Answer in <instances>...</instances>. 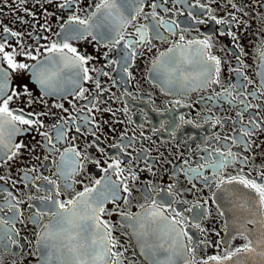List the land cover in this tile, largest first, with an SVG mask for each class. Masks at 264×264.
<instances>
[{"label": "snow or ice", "instance_id": "obj_1", "mask_svg": "<svg viewBox=\"0 0 264 264\" xmlns=\"http://www.w3.org/2000/svg\"><path fill=\"white\" fill-rule=\"evenodd\" d=\"M48 2L51 3L52 0ZM227 2L232 8L242 11L232 3V0H227ZM20 3H26V0H20ZM178 3H185V6L190 9L187 20L195 24L207 23L191 11L197 8L201 10L200 15H203L205 11L208 12V20L214 21L217 25L227 24L230 29L233 22L239 23L238 17L231 12L228 13V18H217L211 15L212 10L201 3V0H195L191 4H187L186 0H93V3L89 5L92 10L86 16L80 14L84 10L81 7V0H58V8L68 13L61 25L60 33L57 34L60 36L59 42L42 44L35 49L25 47L20 42L22 34L4 26L3 34L0 35V161L6 163L13 160L22 148L27 147L22 143L13 142L14 137L19 133L32 129L38 131L44 127L41 117L48 113L35 111L34 105L46 104L45 97L57 96L66 99L71 95L76 100H88L89 103L83 108H86L89 113L94 110L99 111L93 101L98 100L99 96L107 91L102 88L99 77L111 78L110 72L92 66L91 61L94 57L90 54H82L77 47L72 45L71 41L86 40L91 37L105 48H119L123 54L117 60L108 59V54H104L107 60L105 67L115 70L113 66H117L121 79H124L125 74L130 77L129 68L131 61L138 54L137 50L144 48L145 45L152 46L153 41L167 39L161 29L169 35H175L177 29H180L181 33L188 30L181 28V24L176 19H165L160 14V12L172 13ZM169 4L171 7H167ZM146 7L151 11L146 12ZM25 12L32 15L28 9H25ZM141 16L146 23L135 25L134 21ZM130 25L135 28V32L129 33L126 38L125 29ZM49 30L45 28V31ZM220 35L230 37L238 45V37L233 31L222 30ZM12 38H17L15 45ZM213 47V37L210 35H205L203 39L186 41L185 36L181 34L177 42L165 52H161L152 62V68L149 71L155 73L157 82L166 92L176 91L178 94H187L188 91H199L208 89L211 85H220L222 61L213 54ZM240 54H244L242 48ZM20 57H23V60L19 59ZM259 58L261 64L264 65V47L260 50ZM238 63L246 67L239 57ZM242 67L231 69L238 77H242L240 83L229 82L222 92L216 93L215 97L207 98L213 101L223 100L230 107L234 104L242 106L237 115L264 107V101L261 104H253L249 100V96L257 99L258 94L259 97H264V70L257 73L260 78L259 89L249 92L248 86L254 84V81L248 78ZM93 72L96 73L95 77L90 74ZM89 81L94 83L96 89L91 100L86 95L89 89L82 86L83 83ZM65 83H70L72 87L70 89L64 87ZM113 83L115 84V81ZM236 89L239 92L234 95L233 90ZM16 102L23 104L24 107H11ZM69 103L72 102L69 101ZM175 103L180 104L181 102L176 100ZM53 107L61 108L65 113L69 111L64 108L63 104H55ZM72 107L75 108V104H72ZM179 119L185 123H191V121H184L183 116ZM77 120L82 123H76ZM69 122L76 123L78 133H83L84 128L91 125L87 134L95 137V140L88 147L95 148L102 155H108L100 145V137L96 135L99 125L95 123L94 116L69 114L67 117H61V122L55 125L57 142L66 137L65 125ZM165 123L167 122H161L160 129H164ZM216 123L220 121L217 120ZM249 124L252 129L260 127L255 118H250ZM169 128L174 136L179 124L173 119ZM252 129L241 128L240 136L251 137L254 135ZM40 135L48 144H51L50 153L59 151L47 132H40ZM75 139L76 137H73V140ZM123 139L122 136L121 140ZM128 139L127 144L109 145L119 151L116 156H109L103 162L106 167L101 166L99 159L93 161L104 175L95 179L92 186L85 185L80 191L75 190V185L83 182L77 180L76 177L80 175L84 165L89 162L86 149L78 150L73 146L60 152V159L55 162L56 180L42 175L29 176L25 173L23 177L25 186L35 187L37 192L45 193L39 197H29L33 200L38 199L41 205L33 214L32 223L39 224L42 216L49 218V223L45 224L36 236L38 250H41L42 264H123L124 253L120 251L122 245L113 235L115 225L103 218L105 215L112 214L121 217L119 223L121 226H127L148 264H177V259L182 260L183 264H226V262L264 264V170L258 173L259 179L253 178L250 172L244 174L243 167L237 175L224 178L222 173L225 168L237 163L243 166L248 161L247 157L238 159V155L230 148L227 151L217 148L214 153L208 152L205 163L185 170L186 175H190L192 179L199 178L206 188H211L214 184L221 193L218 197L217 192H212L214 202L225 198L234 204L235 209L241 213L236 218L237 235L245 241L242 246L227 251L224 255H210L197 262L194 257L189 259L186 255V253L195 252L196 244L193 243L192 236L185 229L183 212L173 207L175 201L169 199L173 195L172 186H169L166 191L162 190L163 195L157 193L160 196L159 200L149 196V189L146 188L143 194L146 199L150 200V203L140 205L141 211L139 212L129 213L121 210L119 201L123 200L124 204H128V197L132 195L129 181L134 182L138 179L137 173L132 170L131 161L127 162L129 165L127 169L122 168L125 161L120 153L129 155L126 149L131 147V141L134 138L129 137ZM225 139L228 138L225 137ZM232 143L237 144V140L233 138ZM205 151L208 150L205 149ZM47 159L48 157H45V160ZM205 169H211L216 179L205 175ZM125 170L128 172L127 176L124 175ZM29 171L35 172L36 169ZM113 176L119 179L113 180ZM2 179L4 177H0V180ZM37 180H43V183L36 185ZM57 181L63 182V192ZM227 185H239L247 191L241 192L235 187H226ZM72 192L75 194L69 199H61L64 193ZM121 192L127 195L121 196ZM8 197L7 203L0 205V212L7 208L12 215L7 218L0 216V247L19 248L21 244L17 237L20 233L16 229L19 219V208L17 207L19 201L13 203L12 201L16 198L10 192ZM108 202L116 204V207L111 210L107 209L106 203ZM193 207L202 209V211L192 216L193 223L190 226L198 228L204 234L207 230L200 227L199 221L206 215V209H203V205L200 204L193 205ZM185 211L192 212L193 208H187ZM220 215L223 216L224 212ZM248 224L257 226L256 231L252 232L247 229ZM185 238L188 243H185ZM199 243L211 246L212 242L205 236V239ZM219 244L218 241L216 246L219 247Z\"/></svg>", "mask_w": 264, "mask_h": 264}, {"label": "flooded vegetation", "instance_id": "obj_2", "mask_svg": "<svg viewBox=\"0 0 264 264\" xmlns=\"http://www.w3.org/2000/svg\"><path fill=\"white\" fill-rule=\"evenodd\" d=\"M194 2L195 0H186L187 4ZM92 3L93 0H81V7L84 9L80 13L81 16H86L91 12L92 9L89 5ZM201 3L207 5L212 10L211 15H215L217 18H228V13L231 12L238 17L239 23L233 22L230 29L227 24L217 25L214 21L208 20V12L205 11L203 15H200L201 10L197 8L191 9V11L198 14L199 18L206 20L207 23L195 24L187 20L190 9L185 6V3H178L172 13L160 12V14L165 19H176L181 24V28L188 30L181 33V30L177 29L175 35H169L161 29L167 39L153 41L152 46L145 45L144 48L138 49V54L131 61L129 68L131 76L125 74L124 79H121L117 66H113L115 70L105 67L107 60L104 54H108V59L117 60L123 54L119 48H105L102 44H97L91 37L86 40L71 41L72 45L77 47L82 54H90L94 57L91 61L92 66L110 72L111 78L99 77L102 88L107 91H104L98 100L93 101L99 111L94 110L91 113L83 108L89 103L88 100H76L71 95L66 99L57 96L45 97L46 104L34 105L35 111L48 113L41 117L44 127L38 131L32 129L22 132L14 137V143H22L27 147L22 148L19 155L13 160L6 163L0 161V177H4L0 180V205L7 203L9 192L16 198L12 201L13 203L19 201L17 205L19 219L16 229L20 233L17 239L20 240L21 247L11 246L7 249L0 247V264H42L41 250H38L36 236L44 225L49 223V218L42 216L39 224L32 223L31 218L41 205L38 199L33 200L29 197H39L45 193L37 192L35 187L25 186L23 179L25 173L29 176L42 175L56 180L55 162L59 161L60 152L73 146L78 150L86 149L89 154V162L84 165L80 175L76 177L77 180L83 182L75 185V190L80 191L85 185L92 186L95 179L104 175L100 167L93 161L99 159L101 166L106 167L103 162L109 156H116L119 151L109 145L127 144L129 137L134 139L131 141V147L126 149L129 155L120 153L121 158L125 161L122 168L127 169L129 166L127 162L131 161L132 170L137 173L138 179L134 182L129 181L132 195L128 197V204H124L123 200L119 201L121 210L129 213L139 212L141 211L140 205L150 203V200L146 199L143 194L146 188L149 189V196L159 200L160 196L157 193L163 195L162 190L166 191L169 186H172L173 195L169 199L175 201L173 207L183 212L185 229L192 236L193 243L196 244L194 253H186L189 259L194 257L199 262L210 255H224L225 252L245 243L242 237L237 235V230L228 227L225 219V215H228L232 221L236 222L237 216L241 215L239 210L235 209L234 204L225 198L217 199L214 202L215 198H213L212 192L215 191L218 197L221 196L214 184L211 188H206L199 178L192 179L190 175H186L185 170L196 168L197 165L205 163L208 152L214 153L217 148L221 151H227L230 148L233 153L238 155V159L248 158L246 165L241 166L237 163L225 168L222 173L224 178L237 175L240 168L243 167L244 174L250 172L253 178L259 179L258 173L264 170V107L237 115L242 106L234 104L230 107L223 100L207 99L209 96L215 97L216 93L222 92L229 82H241L242 77H238L235 72L231 71L236 67H242L238 63V57L243 61V65H246V67H242L243 72L254 81V84L248 86V91L259 89L260 78L257 73L261 66L259 53L264 47V0H232V3L242 11L232 8L227 0H201ZM57 4L58 0H52L51 3L48 0H26V3H20V0H0V35L3 34V27L7 26L11 30L21 33L20 42L25 47L32 49L53 41L59 42L60 36L57 34L60 33L61 25L68 13L60 10ZM167 7H171V4ZM25 9H28L32 15L25 12ZM145 11L150 12L151 9L146 7ZM140 23H146L143 16L134 21L135 25ZM189 25L191 26L189 27ZM45 28L50 30L45 31ZM222 30L233 31L238 37V45L230 37L221 36ZM134 32L135 28L132 25L128 26L125 29L126 38L129 33ZM181 34L185 36L186 41L203 39L205 35L213 37V54L222 61L220 85H211L208 89L199 91H188L187 94L162 90L160 83L155 78V73L149 70L159 54L177 42ZM37 37L40 39L37 40ZM16 39L12 38L14 45ZM241 48L244 53L242 55L240 54ZM19 59L23 60V57ZM25 62L33 63L32 61ZM90 74L96 76L94 72ZM82 86L89 89V93L86 95L91 100L92 94L96 92L94 83L89 81L83 83ZM64 87L70 89L72 85L65 83ZM233 92L234 95H237L239 90L236 89ZM176 100H180L181 103L176 104ZM249 100L253 104H261L264 97H259L258 94L257 99H252L249 96ZM69 101L72 103L70 104ZM55 104H63L64 108L69 110L68 113H65L61 108L53 107ZM72 104H75V108L72 107ZM11 107H24V105L16 102ZM125 109H127L126 112ZM69 114L95 117V123L99 125L96 135L100 137V145L108 155H102L95 148L88 147L95 140V137L87 134L92 126L89 125L84 128L83 133H78L76 123H82L80 120H77L76 123L66 124V137L57 142L55 125L61 122V117H67ZM180 116L184 117V121H191V123L180 121ZM250 118L256 119L260 125L259 129H252L249 124ZM173 119L175 123L179 124L174 136L169 128ZM217 120L220 123H216ZM162 121L167 122L164 129L159 127ZM241 128L252 129L254 135L241 137ZM40 132H47L59 151L50 153L51 144L45 141ZM122 136L123 140H121ZM73 137L76 139L73 140ZM233 138L237 140V144L232 143ZM45 157L48 159L45 160ZM33 168L36 169L35 172L29 171ZM204 171L205 175L213 177L211 169ZM124 175H128L127 170ZM112 179L119 178L113 176ZM213 179L216 178L213 177ZM57 182L63 192V182ZM35 183L40 185L43 180H37ZM226 187H235L241 192L247 191L239 185H227ZM74 194V192L64 193L61 199H69ZM125 195L127 194L121 192V196ZM196 204L203 205V209H206V215L199 221L200 227L207 230L204 234L198 228L190 226L193 223L192 216L196 212L202 211V209L193 207ZM115 207L116 204L112 202L106 203V208L109 210ZM187 208H193V211H185ZM221 212H224L223 216L220 215ZM10 215L12 213L8 212L7 208L0 212V216L5 218ZM103 218L115 225L113 235L122 245L120 251L124 253L123 264H132L133 261L134 264H148L127 226H121L119 223L121 217L112 214L105 215ZM256 227L251 224L247 225L249 230H256ZM205 236L212 242L211 246L199 243L205 239ZM218 241L220 242L219 247L216 246ZM185 243H188L186 238ZM189 246L191 247V245ZM177 264H183V261L177 259Z\"/></svg>", "mask_w": 264, "mask_h": 264}, {"label": "water", "instance_id": "obj_3", "mask_svg": "<svg viewBox=\"0 0 264 264\" xmlns=\"http://www.w3.org/2000/svg\"><path fill=\"white\" fill-rule=\"evenodd\" d=\"M264 70V65L261 64L260 71ZM225 219L227 222L228 227L230 226V229L236 230V222L232 221L228 215H225ZM252 232H255L256 230L251 229ZM226 264H231V262H226Z\"/></svg>", "mask_w": 264, "mask_h": 264}]
</instances>
